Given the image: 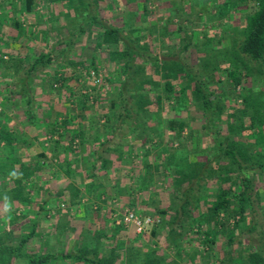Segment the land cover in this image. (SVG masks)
Returning <instances> with one entry per match:
<instances>
[{
  "label": "trees",
  "instance_id": "16d2710c",
  "mask_svg": "<svg viewBox=\"0 0 264 264\" xmlns=\"http://www.w3.org/2000/svg\"><path fill=\"white\" fill-rule=\"evenodd\" d=\"M63 1L66 2L63 4V9L64 11L67 10L65 16L68 23H74V26L71 27L72 29L79 28L80 32L89 34L90 29L96 26V29L98 28V33L95 34L97 48L103 46L111 47L113 45L121 46L120 50L117 49L110 53L112 62L116 66L121 65L124 73L121 78L110 80L114 83H120L119 97L111 102V108L114 109L118 104L121 108L124 107L123 111H117L118 113L109 115L110 120L117 119L119 121L118 124H112L114 130L119 126L123 114H125V118L131 116V109L127 106L128 102L125 98L126 93H130L134 103L138 104V108L135 110L137 123H140V126L144 125L139 130L148 131L149 139L152 140L151 135H161L160 127L165 123L168 127L166 132L168 131L170 136L169 141H173L175 135H178L176 139L181 145L179 149L174 150V153H170L167 148L164 151H160L161 153H157L155 159L157 162L158 159H163L162 168L160 169L159 165H157L156 169L151 171L152 166L147 163L145 164L147 172L140 179L142 183L146 184L144 188L148 189L155 181V177H158L161 173L172 178L171 184L174 192L170 196L168 205L165 207L160 205L161 200L157 191L150 194V202L146 205L157 208L153 216L157 217L159 221L156 220V223L151 226L148 233L144 234L142 238L146 235L155 238L164 229L167 232L166 238L168 241H166L169 247L175 251L176 256L174 258L172 257L171 259L169 256L159 255L157 248L146 242L144 243V239L137 244L136 241L139 237L121 239L118 235L126 225L116 224L115 221H112L114 225L113 232L110 235L105 230H96L95 232L85 230L82 247L65 257L73 259L74 264H182L185 256H187L191 264H200V262H197L198 250L196 249L194 253H191L189 251L191 247L184 246L182 243L186 232H190L195 235L196 241L202 243L207 248L206 250L215 255V257H218V236L222 234L226 236L227 234L226 237L228 238L223 256L219 258L216 264H264V255L255 247L256 242L252 240V236L245 238L239 243L238 237L235 236L236 232L243 233L246 231L245 233H247L248 231L253 232L256 230V227L250 224L249 219L250 213L253 211V176L264 177V89L244 87L240 92L243 104L238 109H234V112L232 111L233 113H230L228 117H225L220 114V110L224 108H219L222 100H219L220 97L214 98L215 91L211 89V85L203 84L201 80L196 81L195 85L190 88V93L187 94V81L184 78H194L188 66L182 64L179 60L177 62L164 63L160 60V57L155 56L150 61L154 62L157 67L151 68L153 72L149 75L142 74L138 87L132 91V87H129V79L135 61H131V57L134 54L144 57V53H140L139 49L135 48L133 39L128 35V29L131 28L132 30L133 26L138 25V10L125 11L123 8L127 6V3H123L122 0H116L120 6L125 5L121 11L123 14L120 15L123 17V24L117 25L116 23L111 24L91 12L92 0ZM251 2H254L256 7L253 12L247 13L245 16V25L242 26L244 35L239 45V53L249 56L253 61L259 62L261 73H264V0H193L194 4L198 3L201 5L200 18H202L201 22L204 27L208 24H214L215 21H223L239 5L248 6ZM21 3L23 6L20 13L32 12L36 4L35 0H21ZM65 4H67L66 8ZM213 5L215 7L212 9ZM147 7L145 4L144 9H147ZM80 9L87 10L88 13H82L83 15L81 14L77 18V15L80 14ZM14 10L16 13L19 12L17 8H14L13 13ZM183 10L185 11V9ZM78 19L80 22H78ZM11 22L14 27L25 30V21H21L20 18L11 17ZM65 26L66 24L62 26L63 29ZM178 28L182 31V24ZM223 30L225 31V28ZM204 35L210 38L207 32ZM0 41L5 42L1 37ZM239 53H236V56H239ZM97 58L98 56L95 55L88 60V65L93 67L96 73H98L99 63ZM78 60L73 59L70 63L72 67H68L69 69H66V71L65 69H58L55 72L50 71L45 75L46 78L43 82H49L52 87H57V89H60L62 85L67 86V98L72 100V103L78 100L79 107L82 109L87 107V100L90 98L92 90L87 91L86 95L77 97L76 100L74 87L67 85V82H71L72 79H80L82 76L76 75V72H80L79 66L84 67L87 69V73L91 74L88 66L84 65L86 60L83 58H78ZM36 62L43 63L44 67L49 66L53 62L52 52L41 53L37 57ZM228 62L232 61L228 60ZM232 64L233 67L227 69L228 75L229 79L233 81L234 87H237L242 83L244 75L239 71L234 61ZM242 64L247 69L245 63ZM66 72H71L69 77L66 76ZM245 74L247 77L251 73L248 74L246 72ZM59 82L62 83L61 86H56L55 84ZM114 88H118L117 85ZM129 90L130 92H128ZM189 99L205 112V128L214 130L212 132L215 133L216 142L218 141L217 149L211 153L207 161H191L192 153L200 152L198 144L188 149L187 145L180 141L181 139L179 138L185 129L189 127V133L187 134L189 138L195 134L188 118L183 119L180 117L184 108H187V100ZM152 105L156 107V110H152ZM29 110L32 113L34 109L31 108ZM169 111H172L173 115ZM164 112H166L165 115H163ZM56 115V122L44 127V129H47L46 135H50V138L46 139V141L51 147L49 150H51L50 153H53L52 157L60 160L58 153L75 151L72 144L74 138L70 139L69 145L62 143L65 135L68 133L72 135L79 134L70 127L73 122L72 117L67 115L59 123L58 116L62 115V113H57ZM166 116L169 117L167 122L164 120ZM246 119H248V122ZM152 120L156 121L155 125L150 123ZM2 123L3 121L0 119V199L3 197L5 187L3 177L6 172L10 171L9 168L14 170L15 175L10 179L16 185V187L11 189V193L14 198H20L26 189L24 180L33 181L34 173L40 168V163L45 162L43 159L47 156L45 153L29 156L28 159H33V161L26 165L15 153L20 145L18 135H24L22 134L23 132L20 130L19 133L11 131L8 128H4ZM216 123L221 131L228 123V133L219 131L216 128ZM158 124L159 126H157ZM131 127L135 131L138 129L134 125H131ZM139 134L142 135V133ZM53 135H57L58 138H53ZM234 138L235 140H233ZM19 159L22 161L18 170L16 166L14 167V164ZM66 162L62 168L67 173L70 169V162ZM67 167L68 169H66ZM198 179L203 180L205 185L203 184L199 187L196 184ZM212 179V183L217 184L215 189L209 188V181ZM207 182L209 183L207 184ZM196 185H198L197 188ZM75 194V197L71 199V204L73 205H76L81 200L80 194L78 192ZM137 208L142 209L143 207L139 205ZM87 210L89 211V208ZM139 212L141 211L139 210ZM33 233L26 237H17L16 240H19V243L15 247L1 242L2 239L0 237V253L2 255L0 264H13L22 257L24 258V246L33 236ZM259 233L264 234L262 231ZM262 237L263 235L260 238ZM107 239L111 240L110 246L105 241ZM199 254L200 256L202 255L201 251ZM50 257V255L42 258L28 256L30 264H42L45 262L47 264V260Z\"/></svg>",
  "mask_w": 264,
  "mask_h": 264
},
{
  "label": "rangeland",
  "instance_id": "374dc122",
  "mask_svg": "<svg viewBox=\"0 0 264 264\" xmlns=\"http://www.w3.org/2000/svg\"><path fill=\"white\" fill-rule=\"evenodd\" d=\"M35 2L36 4L32 12L20 13V10L23 6L21 0H0V29L1 31H9V29H12V32L15 33L14 35L16 37V41L12 43L14 47L12 52L13 55H15V58L9 60V56L2 55L3 61H8L3 63L6 64L7 67H10L12 72H15L16 70V72L21 73L20 75L15 74L16 76L9 81L13 85L12 92L19 93L18 85H20L23 81L24 84L27 82V84L30 83L34 85L37 78L38 80H45V75H47L50 71L55 72L58 69H65L66 71V69H69L68 67H72L70 63L73 59L76 61H79L78 58L85 59L86 61L84 65L88 66L89 73L91 74L87 73V69L79 66L78 68L80 72H76V75H79V77L80 75L82 76L80 79H72L71 82H67V85L74 87L76 91V100L77 97L86 95L87 91L89 92L92 90L90 92L91 96L87 100V107L80 109L78 100L75 103H72L73 101L69 100L66 95L67 86H61L62 83L59 82L55 84L56 86L59 85L62 88L57 89V87H52L49 82H43L45 88L42 93L49 95V97H52L53 99L57 98L59 102H62V104L66 106V108L61 110L62 115H59L58 117L60 119L62 118V120H59V123L63 121L66 115H69L73 118V122L70 124V127L71 129L75 128L74 131L79 135H130L131 137L134 136L136 139H139L140 137L137 138V136L140 135L139 133H142L143 139L140 141V143L142 142L143 148L141 149L140 154H142V158L144 157L143 160H145V164L151 163L152 166L154 163L151 171H154L157 165H159L161 169L163 159L160 158L157 162L155 157L157 156V153H161L160 151H164L166 148L167 150L169 149L170 153H174L175 149H179L181 145L176 139L178 135H175V139L173 141H169L170 136L168 135V131L166 132L168 127L164 123L160 127L161 135H151L152 140H150L148 131L144 132L139 130L144 125L140 126V123H137L138 121L135 110H137L136 108H138V104L134 103L130 93H126L125 98L128 102L127 106L131 109V116L125 118V114H123L124 119L121 117V122L119 126L115 128V130L112 124H118L119 121H117V119L113 121L109 119V115L118 113L117 111L121 112L124 108H121L119 104L114 109L111 108V102L113 100H117L119 97L120 83H114L110 80H117L118 78H121L124 73L121 65L116 66L112 62L110 53L117 49L120 50L121 46L113 45L111 47L103 46L101 48H97L95 34L98 33V28L96 29V26H93L92 29H90L89 34L80 32L79 28L72 29L71 27L74 26V23H68L67 17L65 16V12L67 10L64 11L63 9V4L66 3L65 1L35 0ZM137 2L139 5H141V11L138 10V25H135V27L133 26L132 30L129 28L128 35L133 39L134 45L136 46L135 48L139 49L140 53H144V57L137 56L136 54L131 57V61H135L131 69V80L129 79V87H132V91L138 87L140 79L142 78V74L149 75L153 72V69L157 67L154 62L150 61V59L155 56L160 57V60H162L164 63H169L170 61L177 62V60H179L182 62V64L188 66L189 71L193 74L194 78H184V80L187 81V94L190 93V88L195 85L194 83L196 81L201 80L203 84L211 85V89L215 91V94L213 95L214 98L220 97L219 100H222L219 108H224L223 110H220V114L225 117H228L230 113L234 112V109H238V107L243 104L240 92L244 87L264 89V73H261L260 63L251 60V58L247 55L239 53V45L244 35V32H242V26L245 25L246 14L255 10L256 6L254 2H251L248 6L239 5L238 8L231 12V14H228V16L223 19V21H215L214 24H208L205 27L201 22L202 18H200L201 5L198 3L194 4L193 0H137ZM92 3L91 12L97 14L101 19L109 21L111 24L115 22L123 24V17L120 16L123 14V12L121 13L122 8H120V5L116 0H92ZM102 3H105L109 10L102 9ZM108 3L111 6H109ZM145 4L148 6L147 9H144ZM66 7L67 4H65V8ZM214 7L215 6L213 5L212 9ZM14 8H17L19 12L16 13L14 10L13 13ZM183 9H185V11ZM86 12L87 10L80 9V14L77 15V18L81 16L82 13ZM11 17L20 18L21 21H25V30L14 27V24L11 22ZM78 22H80L79 19ZM65 24L66 26L63 29L62 26ZM180 24H182L183 27L182 31L178 28ZM224 28L225 31L223 30ZM205 32L208 33V36L210 35V38L204 35ZM73 33L75 34L72 35ZM209 39L213 40L209 41ZM33 42H35V45ZM41 44L44 45L42 46ZM43 52H52L53 54V62L47 67H44L43 63L41 62H36L37 57H39ZM236 53H239V56H236ZM95 55L98 56V73H96V70L93 67L88 65V60ZM228 60L232 62L234 61V64H237V68L244 75L242 83L237 87H234L233 81L229 79L227 69L232 68L233 64L232 62H228ZM241 62L245 63L247 69L244 68ZM246 72L251 74H247L248 76L246 77ZM70 73L71 72H66L65 74L67 77H69ZM24 74H26V76H24ZM99 74H103V77L100 78V81H97ZM2 84L4 85L5 83ZM116 85L118 88L115 89L114 87ZM29 87L30 85H27V88ZM128 92H130V90ZM151 97L154 98L153 95H151ZM151 108L152 110H156L154 105H152ZM87 111L90 114L88 117L85 116ZM91 111L92 113H90ZM169 112L173 115L172 111ZM182 113L188 118L190 125L194 127L195 131V134L189 138V135L187 134L189 133L190 127L186 128L184 133L179 137L181 139L180 141L186 144L188 149H191V146H195L194 141L196 139L193 138V136L199 137L200 135L215 134L212 132L214 130L205 128V112L196 104H194L191 99L187 100V108H184ZM165 114L166 112H164L163 115ZM4 117L5 113L3 115V119ZM168 119L169 117L166 116V119H164L165 122H167ZM53 121L56 122V119L54 118ZM246 121L248 122V119H246ZM49 122L54 124V122L51 121V117H49ZM150 123L155 125L156 121L154 122L152 120ZM3 124L4 126L6 125L5 127L11 131L19 133V128H17L18 126L15 125V123L8 125L6 122H4L2 125ZM131 125L138 127V129L136 131L134 129L132 130ZM227 125H225V128L223 127L221 131L219 130V126L216 123V128L222 133H228L225 131V129H228ZM157 126H159V124ZM22 132L24 135H29L26 130ZM40 135L41 137H39L38 141L41 140L43 142L45 139L50 138L49 135H46V131H41ZM43 135L46 136L43 137ZM66 135L72 134L68 133ZM211 142H213V145H206L205 149L207 152L200 146L199 142L198 147L200 152H196V154L192 153L191 161H207L211 153L215 152L217 149L216 146L218 141L216 142L215 136L214 140L210 141L209 143ZM46 143L48 142L46 141ZM72 144L79 147V140H74ZM190 144L192 145L190 146ZM140 157H138V160L142 159H140ZM20 159L14 164L16 169L23 160L22 159L20 161ZM50 159L54 161L52 157L46 158L47 161L49 160L48 162L51 161ZM27 161L31 162L33 159H29ZM50 164L51 163L48 165ZM9 170L10 171L7 170L8 172H6L4 177L2 176L5 182L10 181V178L13 177L14 170H11L10 168ZM30 181L31 180H24L25 185ZM167 181H170L169 184ZM212 181L213 179L209 181L210 183L207 182V184H210L209 188L215 189L216 184L212 183ZM153 183L154 186L157 187H155L156 191L158 186L164 187V190L159 188V190L161 189V193L159 192V198L161 200L160 205L165 207L170 203V196L174 192L171 184L172 178H169L167 175L161 173L158 175V177H155V181H153ZM196 184H198L200 187V185H205V182L201 179H198ZM198 185H196V188ZM166 186H168V188ZM208 191H210V189ZM252 193L253 211L250 213L249 220L250 224L256 227V230L253 232L248 231L247 233H245L246 231L243 233L236 232L235 236L238 237V243L245 238L247 239V237L249 238V236H252V240L256 242L255 247L259 249L264 255V234L259 233L260 231L264 232L263 176H253ZM72 206L73 205H71V209ZM1 207L0 215H2L3 218L10 217L13 215L12 213L15 214V218L10 225L3 223L0 220L1 242L15 247L18 245V243H16V239L17 237H20L18 224L21 223V218L20 216H17V214L20 213V208L18 207V209H15L14 212L13 208L5 211L3 209H8V207L4 208L2 204ZM67 207H70V205H67ZM88 207L90 209V205H88ZM92 208L93 207H91V209ZM150 208H152L154 211L153 213L149 214H155V209L157 208ZM85 224L89 228H93L94 226L90 223ZM261 235H263L262 238H260ZM166 236L167 232L162 229L155 238L146 235L143 238L139 237L136 242L139 244L144 239V243L146 242L149 245L157 248L159 255H164L166 257L169 256L172 259V257L174 258V256H176L175 251L169 247ZM226 236L223 234L218 236V257H215V255L209 253V251L206 250L207 248H205L202 243L196 241V237L193 235V233L186 232L185 239L182 241V243L184 246L191 247L189 248L191 253H194L196 249L198 250L197 256H199L197 257V262H200V264H216L219 258L223 256V251L228 238ZM140 247L142 246L140 245ZM25 249L26 247H24V251ZM200 251L202 253L201 256L199 254ZM1 256L2 255L0 253V257ZM34 256L37 257L36 255ZM13 264H26V262L19 259ZM182 264H191L187 256H185V260L182 261Z\"/></svg>",
  "mask_w": 264,
  "mask_h": 264
},
{
  "label": "crops",
  "instance_id": "0c3cea01",
  "mask_svg": "<svg viewBox=\"0 0 264 264\" xmlns=\"http://www.w3.org/2000/svg\"><path fill=\"white\" fill-rule=\"evenodd\" d=\"M122 1L127 3V6L123 8L125 11L141 9L137 0ZM108 5L111 6L109 3ZM124 6H120V8ZM101 8L109 10L105 3L101 4ZM115 23L122 25L119 22ZM14 34L12 29L9 31L0 29V37L5 41L4 43L0 41V84L5 83L0 85V119L8 125L15 123L20 131L26 130L29 134L18 135L20 145L15 152L28 165L29 156L40 153H45L47 157L53 156L46 139L45 142L38 141V139L41 137V131L47 130L44 127L51 125L49 117L52 122H55L53 119L57 115L55 117L54 115L61 113V110L66 106L57 98L53 99L42 93L45 88L42 79L38 80L37 78L34 85L27 84V82L24 84L23 81L18 85L19 93L12 92L13 85L9 81L16 76L15 74L20 75L21 73L16 70L12 72L10 67L4 64L8 61H3L2 55L9 56V60L15 58L12 52L14 50L12 43L16 41ZM33 44L35 45V42ZM27 85L30 87L27 88ZM31 108L34 109L32 113L29 110ZM3 112L5 113L4 119ZM85 114L87 117L90 115L88 111ZM181 117L187 118L183 113H181ZM5 126L3 124L4 128H6ZM52 137L58 138L57 135ZM72 138L79 140V147L73 145L75 151L58 153L60 160L52 157L54 161L50 159L51 161L48 162L47 157L43 159L46 162L40 163V168L34 173L33 181L26 183V189L20 198H14L11 193V189L16 187L15 183L11 180L5 182L4 194L0 199V210L1 204L4 208L8 207V210L13 208L14 212L19 207L20 213L17 214L21 218V223L18 224L19 236L26 237L34 232L24 246L26 247L23 252L25 257L20 259L26 264H30L28 258L30 255L34 258L50 255L47 264H74L73 259L65 256L82 247L85 230L92 232L105 230L109 235L113 232V202L115 200L127 207L140 210V213L153 215L149 213H153L154 210L146 204L150 202V194L156 191V186L153 183L148 189H145L146 184L140 181L144 173L147 172L144 157L142 158V154H140L143 148L142 142L140 143L143 135L137 136L140 140L130 135H65L62 143L69 145ZM193 138L196 139L194 144L197 145L200 142V146L205 149L206 145H213V142H209L214 140V135H200L199 137L193 136ZM138 157L142 159L138 160ZM66 161L70 162V169L67 173L62 168L67 163ZM49 163L51 164L48 165ZM17 167L19 170L20 165ZM166 187L168 188V186ZM159 188L164 190V187L158 186V193L161 190ZM77 192L82 200L81 203L73 205L71 199ZM71 205L74 206L72 209ZM88 205L93 207L89 211L87 210ZM139 205L143 208H137ZM12 214L7 218L0 215V220L10 225L15 218V214ZM85 223L94 226L89 228ZM142 236L135 233L131 226L123 228L118 235L121 239ZM105 241L110 246L111 240ZM16 243H19V240ZM42 264H46V262Z\"/></svg>",
  "mask_w": 264,
  "mask_h": 264
},
{
  "label": "built area",
  "instance_id": "2783aa9c",
  "mask_svg": "<svg viewBox=\"0 0 264 264\" xmlns=\"http://www.w3.org/2000/svg\"><path fill=\"white\" fill-rule=\"evenodd\" d=\"M102 77L103 74H99L97 81H100ZM113 209V220L115 223L133 227L135 233L139 236L148 233L151 226L158 220V218L153 215L140 213L136 209L127 207L117 200L113 202Z\"/></svg>",
  "mask_w": 264,
  "mask_h": 264
},
{
  "label": "clouds",
  "instance_id": "9594fccd",
  "mask_svg": "<svg viewBox=\"0 0 264 264\" xmlns=\"http://www.w3.org/2000/svg\"><path fill=\"white\" fill-rule=\"evenodd\" d=\"M13 175H15V173H13ZM5 211H8V209H5Z\"/></svg>",
  "mask_w": 264,
  "mask_h": 264
}]
</instances>
